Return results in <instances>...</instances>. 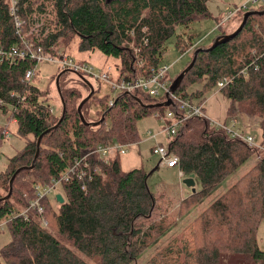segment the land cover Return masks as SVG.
<instances>
[{
  "label": "trees",
  "instance_id": "1",
  "mask_svg": "<svg viewBox=\"0 0 264 264\" xmlns=\"http://www.w3.org/2000/svg\"><path fill=\"white\" fill-rule=\"evenodd\" d=\"M207 2L0 0V110L10 113L17 135L25 139L22 150L8 159L7 168L0 173V189L7 193L10 178L21 168L13 180L11 195L0 200V218L6 219L10 232V240L0 248L6 264H226V258L236 264H264V248L256 239L258 223L264 216V151L260 149L264 148V12L250 14L228 41L212 46L217 37L226 34L220 30L210 43L194 44L193 34L179 29L210 18ZM248 10L264 11V4ZM45 12L52 15L48 21L51 27L45 36L37 37L31 27ZM42 25L40 31L45 30ZM172 37L177 50L190 51L184 68L196 51L191 68L174 94L203 102L204 92L217 87L218 81L229 80L218 87L228 101L227 115L258 117L261 146L248 145L215 129L205 117H191L167 138L169 152L178 156V169L186 176L194 174L200 184L199 189L182 198L176 216L159 211L157 197L147 184V171L142 167L122 170L118 154L107 162L97 161L101 171L90 179L62 183L65 196L62 202L55 198L57 208L49 197L44 202L46 226L40 224L34 211L27 218L13 215L33 196L34 182L58 177L75 157L99 143L137 142L136 121L151 113L161 114L166 106L150 107L164 97L141 91L113 95L106 85L100 93L98 83L82 105V115L88 122L84 123L77 106L90 87L80 74L77 81L87 89L84 96L77 87L66 86L64 78L71 71L62 69L55 78L62 72L58 95L65 113L54 127L62 113L61 99L60 112L54 114L33 77L24 78L28 69H35L37 60L30 54L6 58L4 53L29 43L55 56L77 39L81 51L98 49L105 56L116 57L120 75L146 76L159 66ZM194 85L198 87L192 88ZM167 108L176 112L175 101ZM40 135L38 155L30 167ZM88 156V161L96 163L95 156ZM252 156L254 162L244 174L143 262H137L179 213L199 202Z\"/></svg>",
  "mask_w": 264,
  "mask_h": 264
},
{
  "label": "rangeland",
  "instance_id": "2",
  "mask_svg": "<svg viewBox=\"0 0 264 264\" xmlns=\"http://www.w3.org/2000/svg\"><path fill=\"white\" fill-rule=\"evenodd\" d=\"M243 0H208V8L211 14L210 18L198 20L191 24L189 28L179 29V32H186L193 34L192 42L208 44L212 41V38L223 30L226 34L234 31L239 23L243 14L249 8H257L261 4H248L246 7H242L240 11L236 12L230 19L226 20L221 29L217 26V22L224 16L226 12L234 9L237 6H241ZM52 19V15L45 12V14L38 15L37 24L31 27V30L37 35V37H43L50 30L48 21ZM44 24L45 30L40 31ZM178 31V30H177ZM40 35V36H39ZM174 37L167 41V49L163 54L160 65H170L168 71V78L173 79L186 65L190 51L180 52L172 43ZM51 53V52H50ZM47 53V55H50ZM57 54H55L56 56ZM58 55L69 56L76 61L86 62L95 67H105L110 65L113 69V74H117V66L119 61L116 57L105 56L100 50H85L81 51L77 47V39L61 50ZM172 64V65H171ZM35 72L32 80L34 83L45 93L48 104L51 106V110L54 114L60 112V98L57 92L55 84V74L62 71L56 63L51 60H40L35 65ZM67 77V78H66ZM69 77V78H68ZM93 87L100 83L90 75L83 76ZM79 76L73 72L65 76L64 81L66 86L77 87L82 96L87 93V89L77 81ZM198 85H194L192 88H197ZM100 93L106 90V85L101 83ZM202 102V110L205 117L211 122H224L227 125L231 124V117L227 115L228 101L219 91L218 87H214L204 92ZM194 103H199L198 99H193ZM170 109L163 108L160 115L151 113L141 117L136 121V127L139 135V140L135 143H131L126 147V151L119 154L120 166L122 170L127 171L135 167H142L147 171V184L149 189L157 197V204L159 205V211L162 209L167 211L171 216H176L179 204L182 198L186 197L189 193H192L191 187H187L182 183V179L186 175L182 176L178 174L177 167H166L158 165L160 158L158 155L152 153V147L163 143L167 146L168 135L163 128L166 127L167 122H173V116L169 115ZM237 116L236 124L232 127L234 131L239 134L245 133L253 137V144L255 147L261 146L262 135L259 125V118L256 116L245 117ZM5 130L6 133L2 134ZM148 131L153 136L148 137ZM25 144V139L19 137L16 133V123L10 118V113H2L0 110V173L7 168L8 159L18 151L22 150ZM264 151L263 148H260ZM254 157H250L243 164L237 167L229 176L222 180L215 188H213L207 195L190 207L185 212L179 213L172 224V226L158 239H156L149 247H147L137 258V262H143L152 252H154L162 243L174 235L188 220H190L196 213L203 209L212 199L220 194L225 188L231 185L237 178H239L248 168L253 164ZM200 188L199 181H195V190ZM0 194L3 196L6 194L5 190L0 189ZM60 194L63 198L65 196L63 187L58 185L56 189L49 193V199L51 205L56 209L57 204L54 201L55 195ZM6 219L0 218V248L3 244L10 240V232L5 225ZM256 239L258 246L264 248V216L260 219L256 232ZM226 264H236L230 258L225 259ZM0 264H6L0 255ZM129 264H134L131 262ZM239 264V263H238Z\"/></svg>",
  "mask_w": 264,
  "mask_h": 264
},
{
  "label": "built area",
  "instance_id": "3",
  "mask_svg": "<svg viewBox=\"0 0 264 264\" xmlns=\"http://www.w3.org/2000/svg\"><path fill=\"white\" fill-rule=\"evenodd\" d=\"M14 2V1H13ZM264 3V0H243L241 6H237L234 9L229 10L224 14V16L217 22V26H221L226 20L230 19L236 12L240 11L242 7H246L248 4H259ZM17 25H19L17 21ZM0 54H3V51L0 50ZM27 54H30L33 58L38 61L40 60H51L58 65L61 69H67L75 74H80L83 76L90 75L94 79L98 80L100 83H104L112 91V94L115 95L118 92L134 93L135 91H141L148 94L151 97H164L165 94L169 92V86L171 79L168 78V71L170 65H160L153 69L150 74L146 76H130V75H120L119 70L117 69V74H113V69L110 65L105 67H95L86 62L76 61L69 56L61 55H47L44 53L41 46L32 48L31 44L26 43L23 48L15 47L11 52L4 53V57L12 59L15 57L23 58ZM172 65V64H171ZM35 70L30 68L26 71L24 78L30 80L34 76ZM243 75L246 76V70H243ZM79 76V77H81ZM229 80L224 79L217 82V87L224 86L225 83H228ZM169 96L176 103L177 110L174 112L170 110L169 115L173 116L174 121H168L166 127L163 128V131L166 132L168 136L174 135L178 127L187 119L195 116L205 117L202 110V102L194 103L190 98H182L174 93H170ZM109 104H113L112 99L109 101ZM160 115V113H156ZM206 118V117H205ZM207 119V118H206ZM231 124L227 125L224 122H211L209 123L215 129H222L226 133L230 134L232 137H238L248 145L253 144V137L251 135L242 133L239 134L232 129L236 124V119L231 117ZM3 134L6 131L2 132ZM148 137L153 136L150 131L147 134ZM131 143H120V142H106L99 143L89 152L80 157H75L71 165H69L65 171H63L58 177H52L45 182H34L33 183V196L29 199L27 205L20 210H15L13 215H19L24 218H27L31 211L36 212L39 215V222L41 225H47V219L45 215V201L48 199L50 192L54 191L58 185H61L64 182H68L70 179L84 180L85 178L90 179L92 174H98L101 171V168L97 161L107 162L110 157L114 155L122 154L126 151V147ZM264 149V148H263ZM152 153L159 156L160 165L166 167H178V156L170 153L167 146L163 143L157 144L152 147ZM88 154L95 156L96 163L88 161ZM88 157V158H87ZM88 169V170H86ZM183 176L182 171L179 173ZM84 187V185H82Z\"/></svg>",
  "mask_w": 264,
  "mask_h": 264
},
{
  "label": "water",
  "instance_id": "4",
  "mask_svg": "<svg viewBox=\"0 0 264 264\" xmlns=\"http://www.w3.org/2000/svg\"><path fill=\"white\" fill-rule=\"evenodd\" d=\"M263 12H264V11H258V10H247V11L243 14L242 20H241L240 24L238 25V27H237L234 31H232L231 33L224 34V35L221 36V37H217V38L214 40V42L212 43V46L215 45V44H217V43H219V42H225V41H228V40L232 39L233 37H235L236 34L242 29L244 23L246 22L247 17H248L250 14H252V13L259 14V13H263ZM195 54H196V51H195V53H194V56H193L191 62H190V63H189V64H188V65H187L182 71H180V73H179L178 75H176V76L172 79V81H171V83H170V86H169V92H167V93L165 94V100L162 101V102L154 103V104L150 105V107H153V106H155V107H158V106H166V107H167V106H169L170 104H172V99H171V97L169 96V94H170V93H174V92L176 91V89L180 86V84H181V82H182V80H183V78H184L185 73L191 68V66H192V64H193V62H194ZM61 73H62V72H60V73L56 76V78H55V84H56V88H57V91H58L59 94H60V88H59L58 81H59V76H60ZM86 83H87V85L90 87V91H89V93H88V94H87V95H86V96H85V97L79 102V104H78V106H77V111H78V113H79V115H80V118H81L82 122H84V123H88V122L85 121V119H84V117H83V115H82V112H81V108H82L83 103H84V102L90 97V95H91V94L93 93V91H94V87H93L88 81H87ZM60 99H61V103H62V106H63V107H62V113H61V116H60L58 122L56 123V125H55L54 127H56V126L59 124V122L61 121V119L63 118L64 113H65V104L63 103V100H62V97H61V96H60ZM102 119H103V117L101 118V120H102ZM92 123L95 124V123H98V122H92ZM40 138H41V135H40V136L38 137V139H37V151H36V153H35V155H34V159H33L32 164H31L30 167L33 166L34 161H35V159H36V157H37V155H38L39 144H40ZM20 169H21V168L17 169V170L13 173L12 177H11L10 180H9V189H8V192L6 193V195H4L3 197H1L0 200H1V199H6V198H8V197L11 195L13 180H14L16 174L20 171ZM194 177H195L194 174H189V175H187L186 177H184V178L182 179V183H183L184 185H186L187 187H191L192 192L196 191V190H195V178H194ZM55 198H56V200H57L58 202H62V201H63V197H62L60 194H56V195H55Z\"/></svg>",
  "mask_w": 264,
  "mask_h": 264
},
{
  "label": "crops",
  "instance_id": "5",
  "mask_svg": "<svg viewBox=\"0 0 264 264\" xmlns=\"http://www.w3.org/2000/svg\"><path fill=\"white\" fill-rule=\"evenodd\" d=\"M158 165H160V163L158 164ZM177 170H178V174L180 173V170L178 169V167H177ZM180 175V174H179ZM184 176V175H183Z\"/></svg>",
  "mask_w": 264,
  "mask_h": 264
}]
</instances>
